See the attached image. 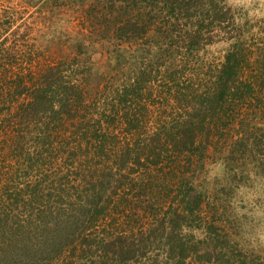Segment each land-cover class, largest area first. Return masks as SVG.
Instances as JSON below:
<instances>
[{
    "label": "trees",
    "instance_id": "1",
    "mask_svg": "<svg viewBox=\"0 0 264 264\" xmlns=\"http://www.w3.org/2000/svg\"><path fill=\"white\" fill-rule=\"evenodd\" d=\"M49 2L78 13L69 54L0 42L3 238L42 264L245 262L200 177L264 174V18L227 0Z\"/></svg>",
    "mask_w": 264,
    "mask_h": 264
},
{
    "label": "rangeland",
    "instance_id": "2",
    "mask_svg": "<svg viewBox=\"0 0 264 264\" xmlns=\"http://www.w3.org/2000/svg\"><path fill=\"white\" fill-rule=\"evenodd\" d=\"M227 1L240 10L241 20L252 17L264 18V0ZM10 15L15 20L6 23L4 18ZM77 15L73 8H54L49 0H35L31 5H25L18 0H0V42L4 41V46L8 47L17 37L20 44H16L20 51L28 52V48L31 47L35 52L36 62L52 61L70 53L71 49L64 41L67 35L83 34ZM9 29L16 30V35L10 34ZM59 34L62 38L58 37ZM5 35L10 36L9 39H6ZM5 47L0 49V54ZM225 47V42L213 43L207 47L206 56L219 60ZM38 49L42 56L37 53ZM251 175L252 181L249 184L238 185L233 190L226 186L222 188L225 172L222 164L215 162L207 164V170L200 178L205 192L211 197L218 196L222 202L224 210L222 220L233 240L239 245L240 251L235 254L240 259L248 255L242 264H264V174ZM31 245L32 243L28 241L25 248L33 250ZM22 246H24L22 243L10 244L0 231V264H42L40 258H29L22 254L20 250ZM27 251L25 252L29 253ZM204 264L237 263L227 261L221 254L214 252L211 260Z\"/></svg>",
    "mask_w": 264,
    "mask_h": 264
}]
</instances>
